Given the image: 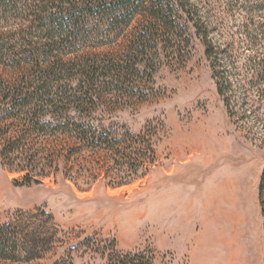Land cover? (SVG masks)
<instances>
[{"label":"rangeland","instance_id":"374dc122","mask_svg":"<svg viewBox=\"0 0 264 264\" xmlns=\"http://www.w3.org/2000/svg\"><path fill=\"white\" fill-rule=\"evenodd\" d=\"M189 1L211 24L215 41L236 47L241 68L264 50V0ZM15 23L0 27V226L28 233L24 243L40 258L24 254L0 264H110L116 254L138 253L153 264H194L193 240L209 228L217 195L223 245L218 262L211 254L208 264H264V128L251 123L249 108L239 119L250 124L229 117L193 29L185 65L160 51L156 64L132 63L128 77L118 80L109 63L125 57L137 21L104 44L86 36L59 52ZM86 63L104 70L94 87L78 78ZM53 66L66 74L45 77L44 91L61 93L60 110L39 108L46 116L27 128L12 108L24 98L12 91ZM87 91L95 104L67 118L71 94ZM65 122L79 123L84 137L98 136V146L90 137L59 132ZM10 143L24 151L13 167L2 157Z\"/></svg>","mask_w":264,"mask_h":264},{"label":"trees","instance_id":"16d2710c","mask_svg":"<svg viewBox=\"0 0 264 264\" xmlns=\"http://www.w3.org/2000/svg\"><path fill=\"white\" fill-rule=\"evenodd\" d=\"M10 20L16 22L13 27L18 28L19 32L27 30V35L42 34L45 44L49 49L53 48L54 52L69 49L86 36H95L104 44L111 41L117 32L127 29L137 21L130 34L125 57L119 63H109L112 65L109 74L118 80L129 75L126 68L132 63L145 67L156 64V60L161 58L160 51L164 52V59L167 61L185 65L190 58V30L193 29L195 36L203 43L206 59L211 63L217 94L229 117L239 119L240 110L243 115L246 114L244 109L249 108L248 112L255 115L252 122L247 119L246 122L239 120L246 124L258 123L264 128V50L254 52L253 57L248 56V66L241 68L236 47L220 45L215 41L211 35V24L203 19L198 8L189 0H0V27ZM33 45L32 41H27V46ZM51 54L54 53L51 51ZM103 71L97 64L86 63L77 73L78 78L86 80L90 87H94L96 81L103 76ZM42 73L35 82L21 83L12 91L16 99L24 98V102L14 103L12 108L19 110L16 119L27 128L34 127L36 122L46 116L41 114L39 108L60 110V101L57 100L59 95L56 94L61 93L44 91L47 87L45 77L66 73L54 66ZM71 91L75 93L76 89ZM82 95L79 94V97L78 94H71L72 97L66 102L67 118L70 113H80L82 107L88 108L95 104L96 99L88 91ZM64 126L58 131L75 134L87 141L90 137L93 140L91 144L98 146L99 137L90 133L84 137L83 134L87 131L80 129L79 123L71 125L65 122ZM71 126L75 130H71ZM23 156L24 151L17 143H10L2 151L4 162L8 160L12 167L17 161L21 163ZM31 182L30 180L29 184ZM259 206L264 223V174L259 188ZM48 221L53 222L51 215L48 216ZM27 237L28 233L24 235L16 232L13 225L0 226V261H20L24 254H28V260L40 258V255H33L34 249L29 247V243H24ZM110 264H153V261L142 253L116 254L110 259Z\"/></svg>","mask_w":264,"mask_h":264},{"label":"crops","instance_id":"0c3cea01","mask_svg":"<svg viewBox=\"0 0 264 264\" xmlns=\"http://www.w3.org/2000/svg\"><path fill=\"white\" fill-rule=\"evenodd\" d=\"M221 202L219 195L214 196L208 210L211 216V223L204 229V234L199 235L193 240V246L191 249V258L194 264H208L209 260L214 257V261L219 260V251L222 247V235H221ZM224 211V210H223ZM230 215L232 211L230 210ZM229 215V214H227ZM213 220V222H212ZM232 240V239H231ZM234 240V239H233ZM231 250L234 247V242L230 243ZM212 252V253H211ZM214 252V254H213ZM212 264V263H211Z\"/></svg>","mask_w":264,"mask_h":264},{"label":"bare ground","instance_id":"6f19581e","mask_svg":"<svg viewBox=\"0 0 264 264\" xmlns=\"http://www.w3.org/2000/svg\"><path fill=\"white\" fill-rule=\"evenodd\" d=\"M195 150V149H194Z\"/></svg>","mask_w":264,"mask_h":264}]
</instances>
